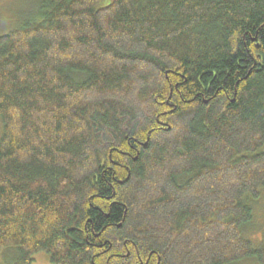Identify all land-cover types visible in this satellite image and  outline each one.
Here are the masks:
<instances>
[{"label": "trees", "instance_id": "trees-1", "mask_svg": "<svg viewBox=\"0 0 264 264\" xmlns=\"http://www.w3.org/2000/svg\"><path fill=\"white\" fill-rule=\"evenodd\" d=\"M100 2L0 35V252L264 264V0Z\"/></svg>", "mask_w": 264, "mask_h": 264}, {"label": "rangeland", "instance_id": "rangeland-1", "mask_svg": "<svg viewBox=\"0 0 264 264\" xmlns=\"http://www.w3.org/2000/svg\"><path fill=\"white\" fill-rule=\"evenodd\" d=\"M45 0H0V35L21 27L31 18L41 19ZM113 0H101L98 7L109 5ZM4 125L0 116V140ZM264 150V146L262 147ZM244 236L255 246H259L264 237V187L261 188V199L254 206L253 218L246 225ZM17 246L5 247L0 252V264H13L19 257ZM33 264H51L50 255L45 251L34 254ZM257 262V261H256ZM236 263V262H235Z\"/></svg>", "mask_w": 264, "mask_h": 264}]
</instances>
